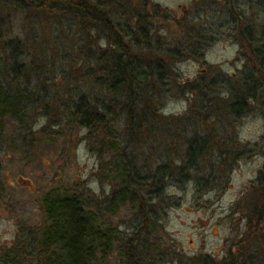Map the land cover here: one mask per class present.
I'll return each instance as SVG.
<instances>
[{
	"label": "trees",
	"instance_id": "obj_1",
	"mask_svg": "<svg viewBox=\"0 0 264 264\" xmlns=\"http://www.w3.org/2000/svg\"><path fill=\"white\" fill-rule=\"evenodd\" d=\"M144 3L0 0V127L4 119L25 127L38 113L48 120V109L55 108L59 119L75 122L87 137L92 136V142L87 141L100 161L109 156V162L102 161L96 174L111 187L108 197L94 199L72 189L53 190L42 197L45 236L44 251L36 256L38 264H107L112 251L117 252L119 264H158V249L149 236L158 230V214L172 166L176 164L175 172L183 174L189 167L194 169L197 160L208 164L214 159L212 167L204 163L210 171L203 179L211 184V171L216 169L225 177L236 158L214 118L242 114L247 103L256 99L255 93L264 98L263 44L252 48L248 56L252 72L262 79L255 93L247 79L237 88L234 85L238 82L231 87L227 81L228 88L235 89L230 91V99L206 91L198 117H165L157 95L166 90L170 62L181 61L184 55L192 57L194 51L189 52L184 41L178 45L181 49L161 50L159 43L149 45L156 30L154 20L165 23L173 16L158 6L148 10ZM17 18H23V36L12 30ZM240 32L243 42L255 44L249 32ZM55 80L62 86L48 85ZM153 140L159 142L156 162H161L149 167L139 151L149 148ZM170 147L178 148L177 158L168 156ZM140 160L144 161L142 166ZM258 193L249 219L261 229L264 192ZM126 205L135 211L140 223L136 237L123 240L105 218L113 219ZM252 235L257 236V231ZM255 239L261 245L260 252L237 248L234 254L228 249L220 260L213 255L197 254L188 259L173 255L172 264H264V239ZM9 260L4 264H11Z\"/></svg>",
	"mask_w": 264,
	"mask_h": 264
},
{
	"label": "rangeland",
	"instance_id": "obj_2",
	"mask_svg": "<svg viewBox=\"0 0 264 264\" xmlns=\"http://www.w3.org/2000/svg\"><path fill=\"white\" fill-rule=\"evenodd\" d=\"M145 2L148 10L158 6L173 16L163 24L157 18L154 20L156 30L149 45L159 43L161 50L181 49L178 45L184 41L183 46L189 52L194 51L192 57L184 55L181 61L170 62L172 72H168L166 90L157 95L162 101L159 109L165 117H198L201 96L206 91L218 94L223 100L231 97L230 91L235 89L228 88L224 83L227 81L231 87L238 82L234 85L237 88L245 85L247 79L250 81L247 85L256 92L262 79L252 72L248 56L252 48L264 44V0ZM14 20L12 30L15 35L23 36L20 29L23 18ZM240 30L249 32L255 44L243 42ZM101 39L105 42V38ZM196 45L198 48L194 50ZM48 85L62 86L59 80ZM255 96L242 114L214 118L219 134L236 158L225 177L216 169L211 171V184L203 179L214 159L208 164L197 160L195 168L189 167L183 174L175 172L176 164L172 166L166 198L158 214V230L149 236L158 249V264H172L173 255L186 259L197 254L213 255L220 260L228 249L234 254L237 248L260 252L261 245L255 238L264 239V225L256 229L249 219L252 205L259 199L258 191L264 192V98L259 93ZM54 111L55 108L48 109L49 121L38 113L27 120L25 127L7 119L0 127V261L3 263L10 259L11 264H38L36 256L29 257L28 253L37 245L38 227L44 222L40 203L48 192L72 189L97 199L108 197L111 191L108 183L96 175L101 162H109V156L104 155L100 161L89 147L92 136L87 137V132L75 122L59 119ZM209 126L212 127L211 122ZM158 143L153 140L149 148L138 150L139 157H146L145 165L149 167L161 162H156ZM168 154L177 158L179 150L170 147ZM143 160L139 162L141 166ZM105 222L115 226L118 236L127 240L136 237L140 219L126 205L113 219L106 217ZM256 231L258 235H252ZM107 264H119L116 251H112Z\"/></svg>",
	"mask_w": 264,
	"mask_h": 264
},
{
	"label": "flooded vegetation",
	"instance_id": "obj_3",
	"mask_svg": "<svg viewBox=\"0 0 264 264\" xmlns=\"http://www.w3.org/2000/svg\"><path fill=\"white\" fill-rule=\"evenodd\" d=\"M41 212H42V217H43V211H41ZM41 223H43V224H41V227H38L39 229L37 228L39 230L38 231L39 236H38L37 245H36V247H34L31 250L30 254L28 253V256L30 255L29 257H32V258L35 257V256L40 257V255H42V253L44 251V247H43L42 243H43V239H44V236H45V225H44L43 221ZM36 248L38 249L37 252H36ZM0 264H4L3 261H0Z\"/></svg>",
	"mask_w": 264,
	"mask_h": 264
}]
</instances>
